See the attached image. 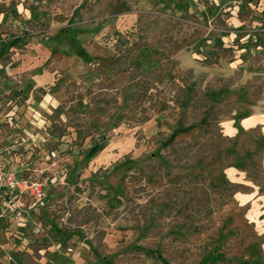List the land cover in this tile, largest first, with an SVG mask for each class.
Segmentation results:
<instances>
[{
    "label": "rangeland",
    "instance_id": "1",
    "mask_svg": "<svg viewBox=\"0 0 264 264\" xmlns=\"http://www.w3.org/2000/svg\"><path fill=\"white\" fill-rule=\"evenodd\" d=\"M252 112L264 0L0 1V264H264Z\"/></svg>",
    "mask_w": 264,
    "mask_h": 264
},
{
    "label": "crops",
    "instance_id": "2",
    "mask_svg": "<svg viewBox=\"0 0 264 264\" xmlns=\"http://www.w3.org/2000/svg\"><path fill=\"white\" fill-rule=\"evenodd\" d=\"M258 126L260 129L264 130V117L258 113H245L238 118V121L233 124L232 120L225 121L222 127L225 133L232 135L238 131V129L249 130L253 127ZM264 132V131H262ZM229 172L230 174L238 173L237 169L233 166H228L225 168L224 172ZM243 200L247 201L248 196L246 194H241ZM37 264H97L89 260H82L80 257H76V254L67 253L64 251H56L52 258L47 259L46 255L41 256L37 260Z\"/></svg>",
    "mask_w": 264,
    "mask_h": 264
},
{
    "label": "trees",
    "instance_id": "3",
    "mask_svg": "<svg viewBox=\"0 0 264 264\" xmlns=\"http://www.w3.org/2000/svg\"><path fill=\"white\" fill-rule=\"evenodd\" d=\"M97 149H98V146H97V144L95 143V145L91 146L90 149L87 151L86 156H87V157L92 156V155L95 153V151H96Z\"/></svg>",
    "mask_w": 264,
    "mask_h": 264
},
{
    "label": "built area",
    "instance_id": "4",
    "mask_svg": "<svg viewBox=\"0 0 264 264\" xmlns=\"http://www.w3.org/2000/svg\"><path fill=\"white\" fill-rule=\"evenodd\" d=\"M0 1H3V0H0Z\"/></svg>",
    "mask_w": 264,
    "mask_h": 264
}]
</instances>
